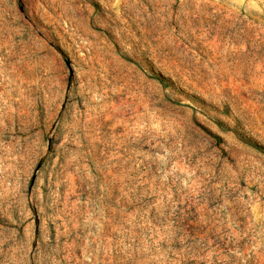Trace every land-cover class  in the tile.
<instances>
[{
	"label": "rangeland",
	"instance_id": "rangeland-1",
	"mask_svg": "<svg viewBox=\"0 0 264 264\" xmlns=\"http://www.w3.org/2000/svg\"><path fill=\"white\" fill-rule=\"evenodd\" d=\"M0 264H264V0H0Z\"/></svg>",
	"mask_w": 264,
	"mask_h": 264
}]
</instances>
